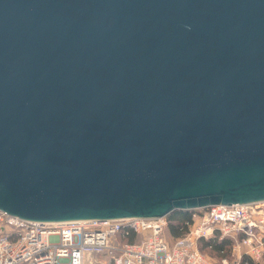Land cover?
<instances>
[{"label": "water", "instance_id": "water-1", "mask_svg": "<svg viewBox=\"0 0 264 264\" xmlns=\"http://www.w3.org/2000/svg\"><path fill=\"white\" fill-rule=\"evenodd\" d=\"M260 200L264 0H0V210Z\"/></svg>", "mask_w": 264, "mask_h": 264}, {"label": "built area", "instance_id": "built-area-1", "mask_svg": "<svg viewBox=\"0 0 264 264\" xmlns=\"http://www.w3.org/2000/svg\"><path fill=\"white\" fill-rule=\"evenodd\" d=\"M166 226L167 215L40 222L0 210V264H99L93 257L101 255L110 264H241L264 256V200L202 208L175 238L164 235ZM211 237L230 239L233 258L203 253L198 240Z\"/></svg>", "mask_w": 264, "mask_h": 264}, {"label": "trees", "instance_id": "trees-1", "mask_svg": "<svg viewBox=\"0 0 264 264\" xmlns=\"http://www.w3.org/2000/svg\"><path fill=\"white\" fill-rule=\"evenodd\" d=\"M194 211L192 210H175L170 212L167 215V227L171 237H178L185 234L189 227L193 223ZM135 235H131L128 238V241H134ZM230 247L231 240L228 238L217 239L215 237H211L208 239H199L198 240V248L203 252L205 249H209L215 255L219 257H229L230 256ZM264 264V256L262 261L257 262L252 260L249 257L243 256L241 260V264Z\"/></svg>", "mask_w": 264, "mask_h": 264}, {"label": "rangeland", "instance_id": "rangeland-1", "mask_svg": "<svg viewBox=\"0 0 264 264\" xmlns=\"http://www.w3.org/2000/svg\"><path fill=\"white\" fill-rule=\"evenodd\" d=\"M195 214H194V218H196V216L198 215V213L200 212V210H196L194 211ZM164 235L169 238V236L171 237L170 233H169V230H168V227L166 226L165 230H164ZM136 239H139V238H136ZM203 253H205L208 257H210L212 260L214 261H218L219 260V257L217 255H215L213 252H211L209 249H205L203 250ZM229 258H233L230 254ZM93 260L95 262H99V264H110L108 263V260H107V256H104V255H101V256H94L93 257ZM85 264H89L88 262H86ZM261 264H263L261 262Z\"/></svg>", "mask_w": 264, "mask_h": 264}]
</instances>
